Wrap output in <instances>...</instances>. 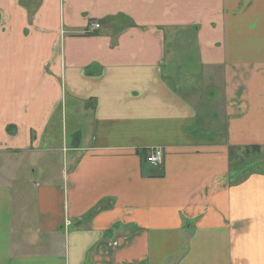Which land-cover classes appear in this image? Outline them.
Here are the masks:
<instances>
[{"label": "crops", "instance_id": "crops-1", "mask_svg": "<svg viewBox=\"0 0 264 264\" xmlns=\"http://www.w3.org/2000/svg\"><path fill=\"white\" fill-rule=\"evenodd\" d=\"M0 264H264V0H0Z\"/></svg>", "mask_w": 264, "mask_h": 264}, {"label": "built area", "instance_id": "built-area-1", "mask_svg": "<svg viewBox=\"0 0 264 264\" xmlns=\"http://www.w3.org/2000/svg\"><path fill=\"white\" fill-rule=\"evenodd\" d=\"M94 26L95 28H99L100 24L95 23ZM146 160L149 164H151L154 167L160 166L164 160V150L162 148H152L149 151Z\"/></svg>", "mask_w": 264, "mask_h": 264}, {"label": "rangeland", "instance_id": "rangeland-1", "mask_svg": "<svg viewBox=\"0 0 264 264\" xmlns=\"http://www.w3.org/2000/svg\"><path fill=\"white\" fill-rule=\"evenodd\" d=\"M56 130H57L56 128L52 127V131L54 133H57ZM31 176L34 178V180H40V173L39 172H36L35 174L31 173Z\"/></svg>", "mask_w": 264, "mask_h": 264}, {"label": "trees", "instance_id": "trees-1", "mask_svg": "<svg viewBox=\"0 0 264 264\" xmlns=\"http://www.w3.org/2000/svg\"><path fill=\"white\" fill-rule=\"evenodd\" d=\"M254 149H257V148H254Z\"/></svg>", "mask_w": 264, "mask_h": 264}]
</instances>
